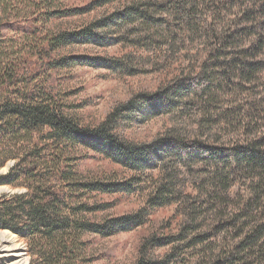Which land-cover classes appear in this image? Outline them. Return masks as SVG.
I'll use <instances>...</instances> for the list:
<instances>
[{
  "label": "trees",
  "instance_id": "trees-1",
  "mask_svg": "<svg viewBox=\"0 0 264 264\" xmlns=\"http://www.w3.org/2000/svg\"><path fill=\"white\" fill-rule=\"evenodd\" d=\"M64 1L0 0V168L13 163L0 186L23 189L0 198V230L26 243L28 264H91L90 236L141 227L175 205L182 220L147 239L140 264H156L149 254L162 248L166 264L188 250L199 251V264H264V0H93L70 9ZM104 7L114 8L76 31L50 28ZM116 44L147 53L139 60L167 75L156 93L83 127L50 82L51 72L80 63L58 52ZM134 59L83 64L133 76ZM140 103L180 124L149 144L122 139L120 122ZM85 151L134 174L157 171L146 207L97 221L105 207L96 196L131 187L85 176Z\"/></svg>",
  "mask_w": 264,
  "mask_h": 264
},
{
  "label": "rangeland",
  "instance_id": "rangeland-1",
  "mask_svg": "<svg viewBox=\"0 0 264 264\" xmlns=\"http://www.w3.org/2000/svg\"><path fill=\"white\" fill-rule=\"evenodd\" d=\"M93 0H66L63 8H83L89 6ZM110 7V6H109ZM97 8L91 12L72 18L55 20L51 29L54 32H73L81 29L90 22L104 16L113 8ZM62 8V9H63ZM15 41H19L14 33H8ZM130 49L123 45L98 47L93 45H72L64 47L58 52L68 60L79 61L73 68H66L51 72V84L65 97L66 107L76 116L81 126L94 128L103 123L107 115L114 109L126 105L129 101L136 102L137 95H152L162 85L167 75L164 71H154L152 64H147L140 57H146L147 53ZM135 58L128 66L135 75L131 76L114 68V66L89 67L84 61L97 59L123 60ZM148 104L140 103L138 112L126 114L117 128V134L122 139L135 144H149L164 137L165 133L180 121L172 115L161 114L153 116L147 112ZM143 114L145 117H143ZM193 119L184 120L182 123L192 125ZM191 129V128H190ZM8 162L0 168V174H4L12 166ZM80 171L88 178H96L117 186L131 187L130 194L98 195L96 200L105 208L97 214V221L117 218L139 213L146 207V202L155 186L157 171L142 172L141 174L124 170L117 164L92 152H83ZM180 176L183 170H180ZM181 180H183L181 178ZM23 189L0 186V198L22 193ZM175 205L156 209L143 218L141 227H131L128 231H122L108 238L90 236L88 238L89 255L93 257L91 264H140L145 257L142 248L151 236H159L168 233L167 225L175 231V225L182 220V216L175 217ZM177 226V225H176ZM169 248L156 249L150 252L153 262L166 264L163 257L169 253ZM199 251L188 250L184 253L174 254V259L168 264H199L201 255ZM30 256L26 243L17 235L8 230H0V264H28ZM199 262V263H198Z\"/></svg>",
  "mask_w": 264,
  "mask_h": 264
}]
</instances>
